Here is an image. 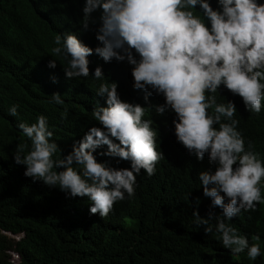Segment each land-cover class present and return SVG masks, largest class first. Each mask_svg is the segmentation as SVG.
Returning <instances> with one entry per match:
<instances>
[{
	"label": "clouds",
	"instance_id": "clouds-1",
	"mask_svg": "<svg viewBox=\"0 0 264 264\" xmlns=\"http://www.w3.org/2000/svg\"><path fill=\"white\" fill-rule=\"evenodd\" d=\"M79 13L77 31L54 35L46 67L55 69L52 57H57L66 80L91 76L95 96L102 98L90 110L96 124L62 155L46 115L32 122L17 119L24 142L10 158L0 155V169L14 174L15 165L23 166L29 185L39 181L58 189L65 199L76 198L87 220L106 222L114 204L134 197L141 170L149 177L156 172L163 154L152 113H167L175 142L209 164L196 173L202 196L210 201L208 211L205 218L194 210L193 224L213 233L230 255L264 260L260 234H242L231 223L264 204V157L238 127L235 101L220 94L238 97L253 115L264 109V0H82ZM80 32H92L96 45L85 44ZM92 55L126 64L131 87L144 103L122 99L118 82L100 65L90 74ZM50 79L56 83L55 76ZM48 96V103L65 104L60 92ZM153 96L162 102L150 103ZM19 108L11 103L7 114L18 118ZM8 236L18 242L24 234ZM10 255L18 264L19 254Z\"/></svg>",
	"mask_w": 264,
	"mask_h": 264
},
{
	"label": "trees",
	"instance_id": "trees-1",
	"mask_svg": "<svg viewBox=\"0 0 264 264\" xmlns=\"http://www.w3.org/2000/svg\"><path fill=\"white\" fill-rule=\"evenodd\" d=\"M81 2L0 0V62L8 67L0 66V155L10 153L6 159L24 142L15 128L17 119L32 122L37 115H46L54 125L52 139L62 155L71 150L67 145L96 124L90 110L102 98L95 96L91 76L66 80L60 66L63 62L57 57H52L58 62L55 69L46 67L54 35L78 30ZM79 38L90 47L96 45L92 32H80ZM89 60L90 74L100 65L106 76L118 82L122 99L144 103L142 93L131 87L126 64L104 63L95 55ZM54 91L63 94L64 105L48 103ZM220 94L235 101L238 127L264 157V109L259 116L253 115L238 97L224 90ZM223 96L218 99L225 100ZM149 100L162 102L156 96ZM11 103L20 105L18 118L7 114ZM152 119L159 133L157 150L163 154L156 172L149 177L141 170L134 197L114 204L104 217L106 222L87 220L76 198L68 201L58 189L39 181V186L29 185L21 174L23 166L14 164V174L0 169V264H16L11 261L12 251L20 256L18 264H264L261 257L253 262L243 253L239 258L230 255L213 233L205 234L203 226L193 224L192 212L206 218L210 203L202 196L196 177L199 170L209 167L207 158L197 162L175 142L170 115L157 116L153 111ZM231 223L242 234L259 233L264 254V204ZM8 234L24 237L17 242Z\"/></svg>",
	"mask_w": 264,
	"mask_h": 264
}]
</instances>
